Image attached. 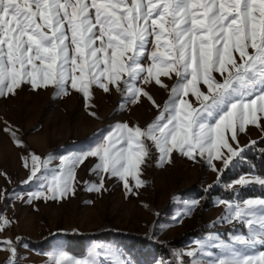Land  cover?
I'll return each mask as SVG.
<instances>
[{"label":"snow or ice","instance_id":"6c2138e0","mask_svg":"<svg viewBox=\"0 0 264 264\" xmlns=\"http://www.w3.org/2000/svg\"><path fill=\"white\" fill-rule=\"evenodd\" d=\"M173 75L176 84L155 121L146 128L117 123L95 147L61 157L43 190L30 198L74 194L76 168L89 157L99 159L93 170L99 183L88 191H100L108 174L131 192L129 178L143 186L149 142L161 163H170L179 151L192 160L206 155L213 171H220L214 160L228 168L244 151L237 132L261 127L264 120V0H0V96L27 83L33 90L53 86L60 95L71 88L86 100L93 87L106 93L115 88L139 102L141 96L152 97L137 82L168 87L160 78ZM5 131L15 137L11 128ZM28 159L29 180L49 164L35 154ZM250 184L264 186V177L235 181ZM221 203L228 213L222 219L241 222L247 233L217 245L224 251L209 264H264V198ZM0 222V230L9 224L4 217ZM0 243L15 256L11 241ZM53 264L95 261L61 253Z\"/></svg>","mask_w":264,"mask_h":264},{"label":"rangeland","instance_id":"374dc122","mask_svg":"<svg viewBox=\"0 0 264 264\" xmlns=\"http://www.w3.org/2000/svg\"><path fill=\"white\" fill-rule=\"evenodd\" d=\"M160 79L168 87L154 80L137 82L160 108L146 96L133 102L115 88L106 93L93 87L86 100L71 88L68 95H60L53 86L33 90L25 83L15 94L0 96V217L9 221L0 230V241H11L16 249L13 256L4 250L7 244L0 243V264H53V258L61 253L73 260H94L95 264H193L194 260L209 264L224 251L217 245L247 233L241 222L222 219L228 213L221 201L264 198L262 194L247 196L243 191L256 185L264 192V186L235 185L240 176L264 177L255 168L239 170L242 156L226 169L219 160L212 161L220 169L213 171L206 155L192 160L174 151L170 163H161L159 152L149 142L151 155L141 165L143 186L136 187L135 180L129 178L131 192L123 181L108 174H104L100 191H88L90 184L99 183L93 171L99 159L89 157L76 168L74 194L30 198L43 190L42 185L59 168L61 157L95 147L117 123L146 128L155 121L176 84L174 75ZM201 88L206 91L203 85ZM189 99L195 102V97ZM260 123L261 127L248 125L244 132H237L239 147L246 150L252 141L264 138V120ZM6 128H11L15 137ZM229 143L237 146L231 139ZM32 154L49 160V164L38 178L29 180L28 158ZM26 159L29 167H25ZM132 235L161 246L168 257L149 249L148 259L143 261L139 252H126L124 245ZM79 236L83 240L75 242ZM193 250L195 257L186 255Z\"/></svg>","mask_w":264,"mask_h":264},{"label":"trees","instance_id":"16d2710c","mask_svg":"<svg viewBox=\"0 0 264 264\" xmlns=\"http://www.w3.org/2000/svg\"><path fill=\"white\" fill-rule=\"evenodd\" d=\"M239 170L242 171H255L260 175L264 176V138L257 140L255 144L251 145L249 148L244 150L241 160L238 162ZM243 191L247 196H255L258 194H262L264 196L263 191H259L256 185L247 186L243 188ZM217 192V191H216ZM225 196H230V194H226ZM106 235H96V238L105 237ZM74 238V237H71ZM84 237L79 236L78 239H73L75 242H81ZM108 238V237H106ZM111 239V237H109ZM126 245H124V249L126 252L130 250H134L139 252V257L143 261H147L149 256V252L146 250L150 249V252L157 255L160 253H164L166 257H168L165 250L162 249L161 246L157 244H152L147 241L143 237L132 235L126 240ZM142 254V255H141ZM161 255V254H160ZM167 264H177L175 261H169Z\"/></svg>","mask_w":264,"mask_h":264}]
</instances>
